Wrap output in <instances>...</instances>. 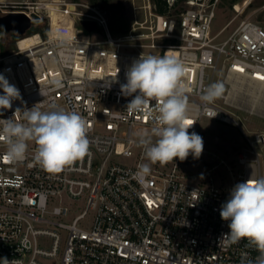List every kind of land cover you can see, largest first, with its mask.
<instances>
[{
    "label": "built area",
    "instance_id": "obj_1",
    "mask_svg": "<svg viewBox=\"0 0 264 264\" xmlns=\"http://www.w3.org/2000/svg\"><path fill=\"white\" fill-rule=\"evenodd\" d=\"M166 2L165 13H157L151 0L133 5L144 18H134L128 33L115 36L96 4L0 0V15L23 11L30 28L46 20L43 32L19 36L0 30V74L21 94L10 109H0V119L12 118L17 108H62L87 121L90 141L88 155L51 173L35 161L34 142L23 160L10 162L0 140V259L16 264H257L261 254L247 239L233 243L224 236L229 222L221 219L220 209L236 184L250 176L263 178L264 131L246 127L239 112L264 118L258 112L264 109V28L242 20L220 37L227 24L216 32L211 27L217 0H184L182 7ZM54 18L60 29L68 28L65 44L56 39ZM81 19L93 20L95 30L87 31ZM83 29L101 37H88ZM8 34L17 35L10 48L4 43ZM26 37L33 40L20 44ZM165 54L186 67L188 112L195 122L189 133L200 135L203 118L217 114L211 119L234 125L246 139L233 158L203 147L201 155L209 163L195 169L189 168L195 159L191 154L163 166L144 161L138 134L155 126V101L150 115L129 112L133 97L122 95L120 86L141 55ZM217 82L224 85L223 94L205 106L200 97ZM242 95L253 103L245 107ZM16 118L24 122L22 113ZM145 164L150 172L138 176ZM72 199L83 207L72 209Z\"/></svg>",
    "mask_w": 264,
    "mask_h": 264
},
{
    "label": "clouds",
    "instance_id": "obj_2",
    "mask_svg": "<svg viewBox=\"0 0 264 264\" xmlns=\"http://www.w3.org/2000/svg\"><path fill=\"white\" fill-rule=\"evenodd\" d=\"M56 39L61 44L67 43L66 30L58 29ZM185 74V65L175 57L141 55L128 70L127 82L120 86L122 95L133 97L126 107L129 112L147 111L150 115V106L155 101V126L150 133L138 134L139 144L152 164L164 165L176 158L184 161L190 154L195 158L202 154L203 138L188 131L195 122L189 118ZM0 89V109H10L14 100L21 99L19 89L3 74H0ZM223 91L222 83H213L200 99L205 106L210 105ZM19 113L24 122L16 118ZM88 131L89 125L80 114L55 107L47 111L35 106L23 111L17 108L12 118L0 119V140L6 142L8 161L23 160L29 142H34L35 161L51 173H58L89 154ZM152 136L156 137L155 142ZM149 172L150 167L145 164L137 175L143 177ZM220 217L229 222L230 231L224 236L233 243L247 239L261 254L257 264H264V178L250 176L247 181L236 184L221 206ZM0 264L16 262L3 258Z\"/></svg>",
    "mask_w": 264,
    "mask_h": 264
},
{
    "label": "rangeland",
    "instance_id": "obj_3",
    "mask_svg": "<svg viewBox=\"0 0 264 264\" xmlns=\"http://www.w3.org/2000/svg\"><path fill=\"white\" fill-rule=\"evenodd\" d=\"M4 1L10 2L21 0ZM65 1H78L81 3L93 4L92 0ZM243 1L244 0H217L215 17L211 26L212 31H219L224 25L227 24L226 28L220 35V37H223L242 20L255 21L264 28V0H249V3H247L245 6H241ZM236 3L240 4L241 9L237 10L234 7ZM95 4L105 12L110 31L115 36L128 33L134 18H136L138 21L144 18V13L141 8L136 10L133 9V5H141L142 0H107L105 2H101L98 0L97 2H95ZM179 6L177 8H179ZM56 14L58 13L56 12ZM54 20L57 21L56 18H54ZM35 27L43 32L44 27H46V20L42 18V20H40ZM63 27L67 26L64 25ZM83 32L88 37H101V34L98 31L90 34L83 29ZM12 39L13 37L9 34L4 37V43L6 47H12ZM240 100L245 107L249 106V102L244 95H242ZM261 105L262 102L260 106ZM253 107L255 108L256 105ZM258 112L264 113V109L262 108V106L258 109ZM239 114L241 115V117H244V125L246 127L254 126L264 131V118L254 114H249L242 110L239 112ZM200 136L203 138V147L215 149L219 153L224 155L227 159L233 158L237 148L246 146V139L238 130V128H236L232 124H226L211 118H203V123L200 128ZM261 151L263 153L261 171L262 177L264 178V146H262ZM145 160H148L146 156L144 161ZM203 163L205 166L209 162L205 160V156L201 155L199 158L193 159V162L190 164L189 168H199L203 165ZM154 165L161 164L155 163ZM216 171L217 173L221 172V169L217 168ZM69 202L72 209H74V207L79 204L81 205V207H83V203L77 199H72V201Z\"/></svg>",
    "mask_w": 264,
    "mask_h": 264
},
{
    "label": "water",
    "instance_id": "obj_4",
    "mask_svg": "<svg viewBox=\"0 0 264 264\" xmlns=\"http://www.w3.org/2000/svg\"><path fill=\"white\" fill-rule=\"evenodd\" d=\"M80 24L87 30L93 31L96 23L93 20L81 19ZM31 26L30 18L23 11L7 12L0 15V30L13 31L17 35H24Z\"/></svg>",
    "mask_w": 264,
    "mask_h": 264
},
{
    "label": "trees",
    "instance_id": "obj_5",
    "mask_svg": "<svg viewBox=\"0 0 264 264\" xmlns=\"http://www.w3.org/2000/svg\"><path fill=\"white\" fill-rule=\"evenodd\" d=\"M98 0H92L93 4H95V2H97ZM101 2H105L107 0H99ZM153 5L155 6V10L157 13H165L167 11V2L166 0H151ZM176 4L179 5L180 7H182L183 5V1L184 0H175ZM37 31V28L32 26L31 28L28 29V31L26 32L27 35L32 34L33 32ZM13 38H17V35H12Z\"/></svg>",
    "mask_w": 264,
    "mask_h": 264
},
{
    "label": "bare ground",
    "instance_id": "obj_6",
    "mask_svg": "<svg viewBox=\"0 0 264 264\" xmlns=\"http://www.w3.org/2000/svg\"><path fill=\"white\" fill-rule=\"evenodd\" d=\"M247 3H249V0H244V1L242 2V5H241V6H245ZM241 6H240V4L236 3L234 7H235L237 10H239V9H241ZM53 22H54V24H55V29H56V30L60 29V26L58 25L57 21L53 20ZM60 30H66V31H67L68 28H67V27H62ZM31 40H33V37H26V38H24L22 41H20V44L27 43V42H29V41H31ZM252 103H253V101H249V104H250V105H251ZM253 106H255V104H254Z\"/></svg>",
    "mask_w": 264,
    "mask_h": 264
},
{
    "label": "snow or ice",
    "instance_id": "obj_7",
    "mask_svg": "<svg viewBox=\"0 0 264 264\" xmlns=\"http://www.w3.org/2000/svg\"><path fill=\"white\" fill-rule=\"evenodd\" d=\"M190 123V122H189ZM6 159H7V157H6Z\"/></svg>",
    "mask_w": 264,
    "mask_h": 264
}]
</instances>
